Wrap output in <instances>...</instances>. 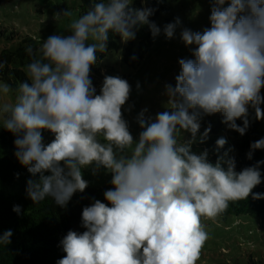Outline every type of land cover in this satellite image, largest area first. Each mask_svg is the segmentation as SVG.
Masks as SVG:
<instances>
[{
    "label": "clouds",
    "instance_id": "1",
    "mask_svg": "<svg viewBox=\"0 0 264 264\" xmlns=\"http://www.w3.org/2000/svg\"><path fill=\"white\" fill-rule=\"evenodd\" d=\"M131 4L99 0L71 23L70 35L49 36L39 58L26 49L32 57L31 83L19 84L14 104H0L3 126L16 136L15 156L34 177L26 188L34 203L51 197L65 206L88 187L82 168L94 165V171L103 167L112 173L114 188L104 193L111 206L95 200L84 207L86 230L66 234L60 242L66 255L57 264H196L208 238L202 218L214 219L261 183L264 162L237 172L227 151L213 164L207 150L196 154L192 143L203 115L222 113V122L241 135L249 127V106L257 120L264 119V0H212L210 28L202 33L182 29L185 45L195 46L194 59H180L175 87L166 85L172 110L158 113L154 121L145 117L147 109L138 115V140L122 113L131 92L128 81L105 76L96 94L90 78L97 53L107 51L110 32L125 43L144 25L153 38L160 35L161 28L149 19L155 9ZM180 24L179 18L166 24L165 37L172 39ZM9 90L0 86V93ZM241 118L242 127L236 123ZM45 129L55 135L46 146ZM181 130L192 140L179 143ZM210 131V126L204 130L201 142ZM226 142L217 139V150ZM250 149L249 159L254 150L264 149V138ZM13 211L19 214L21 207ZM12 235L3 232L0 245L10 244Z\"/></svg>",
    "mask_w": 264,
    "mask_h": 264
},
{
    "label": "trees",
    "instance_id": "2",
    "mask_svg": "<svg viewBox=\"0 0 264 264\" xmlns=\"http://www.w3.org/2000/svg\"><path fill=\"white\" fill-rule=\"evenodd\" d=\"M177 1L132 0L131 7L155 9L149 19L162 30L167 23L178 18L171 10L172 4ZM95 2L99 0H80L79 17L85 14ZM154 39L147 25L141 26L136 32V38L127 43L122 42L118 34L110 32L107 50L118 52L122 47L121 62L133 67L149 53ZM29 47L36 52V58H39L38 50L41 45L33 38L23 39L14 50L6 49L0 53V63L4 64V67L0 68V82L8 85L9 89L14 92H18L19 84L31 83L27 76V66L32 60L26 52ZM100 61L97 55V61L90 72L96 94H100V87L108 73V70H105L99 63ZM260 107L264 111V103ZM250 113L249 127L244 135L229 129L222 122L224 119L222 113L203 115L200 119L199 132L202 134L209 126L211 131L205 141L200 140L196 147H193L194 150L198 152L197 154L207 150L208 161L213 164L227 151L229 156L235 160L237 172L246 167L255 166L257 162H264V149L254 150L251 159L247 156L251 150V144L264 138V119H256L254 108H251ZM236 123L242 127L243 119H237ZM221 137L227 142L223 148L217 150L216 141ZM15 139L16 136L4 128L3 120L0 118V235L7 230L13 232L10 238L11 243L0 245V264H57V261L66 255L60 243L66 234L70 230L77 233H83L86 230L82 225L84 207L90 206L95 200L108 204L104 193L113 189L114 186L111 181L102 186L88 185L83 192L74 193L65 206L56 204L51 197L34 203L26 192L27 181L34 177L16 158ZM259 171L261 172V183L252 189V193L246 199L230 203L229 208L218 215L219 217L258 218L264 215V198H253L254 194H261L264 197V163H260ZM38 177L39 174L35 178L38 179ZM15 205L21 207L19 214L13 211ZM108 206L111 205L108 204Z\"/></svg>",
    "mask_w": 264,
    "mask_h": 264
},
{
    "label": "rangeland",
    "instance_id": "3",
    "mask_svg": "<svg viewBox=\"0 0 264 264\" xmlns=\"http://www.w3.org/2000/svg\"><path fill=\"white\" fill-rule=\"evenodd\" d=\"M211 7L212 0L174 2L171 10L181 21L174 37L167 39L162 29L154 39L149 53L136 66H127L121 62L122 47L118 52L107 50L97 53L101 60L99 63L108 70L106 76L120 77L131 86L122 113L134 140H138L142 131L137 117L143 110L147 109L144 115L153 121L158 113L172 110L166 85L175 87V78L181 71L180 59H194L192 53L195 46H186L180 33L183 28L201 33L210 28ZM69 10L71 16H64ZM79 11L80 0H0V53L6 49L14 50L26 38H33L42 46L51 35H70L71 23L79 18ZM2 85L5 84L0 82ZM17 95L18 92L12 90L7 94L0 93V104H14ZM261 96H264V88L261 89ZM251 108L249 106L248 117L252 113ZM41 133L45 146L55 138L49 130H41ZM200 136L198 131L192 143V151L196 154L198 152L193 147L199 143ZM98 140L104 142L103 137H98ZM189 140H192L191 133L181 130L178 142ZM127 154L131 155L130 149ZM94 168L92 165L81 169L88 185L102 186L112 180V173L107 169L101 167L94 171ZM202 224L208 238L196 264H264V215L258 218L217 216L214 219H203Z\"/></svg>",
    "mask_w": 264,
    "mask_h": 264
}]
</instances>
